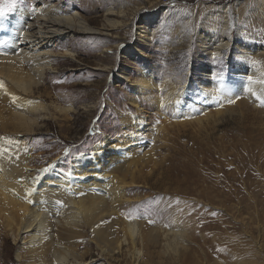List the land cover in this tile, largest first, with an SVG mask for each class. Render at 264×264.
<instances>
[{
	"label": "rangeland",
	"instance_id": "rangeland-1",
	"mask_svg": "<svg viewBox=\"0 0 264 264\" xmlns=\"http://www.w3.org/2000/svg\"><path fill=\"white\" fill-rule=\"evenodd\" d=\"M48 3L79 13L102 31L75 32L60 42L53 51L74 57L53 58L54 72L31 96L76 111H52L36 132L10 135L16 146L24 141L27 166L37 168L33 179L46 176L52 164L63 178L76 158L92 155L108 137H140L133 118L137 101L153 130L133 146L134 157L127 156L139 181L127 194L135 202L123 211L149 227L191 230L184 246L152 247L151 263L264 264V95L247 101L251 93L243 83L246 70L264 76V0H0L10 16L17 7L31 12ZM142 79L152 83L146 98L133 87ZM237 82L244 87L236 88ZM109 173L124 178L120 167ZM177 186L184 193L173 191ZM190 218L215 228L192 232ZM5 231L0 218V264H19L17 254L25 256L26 245ZM86 231L85 245L78 242L86 253L83 264H109ZM110 263L132 264L127 252Z\"/></svg>",
	"mask_w": 264,
	"mask_h": 264
},
{
	"label": "bare ground",
	"instance_id": "bare-ground-1",
	"mask_svg": "<svg viewBox=\"0 0 264 264\" xmlns=\"http://www.w3.org/2000/svg\"><path fill=\"white\" fill-rule=\"evenodd\" d=\"M0 9L4 13L0 16V104L5 106L0 105V134L7 135L0 136V218L14 242L23 240L26 245L24 247L27 254H17L19 264H83L86 253L79 252L82 245L78 242L86 240V230L93 234L92 241L99 257L109 264L110 260L117 259L124 252H127L132 264H153L152 247L161 242L168 250L173 246H182L189 227V230L182 225L175 230L149 227L142 220H128L125 210L123 211L124 205L135 202L127 194L138 186L139 181L137 172L130 166L135 161H129L127 156L132 155L133 158V146L143 144V136L153 130L148 112L137 101L133 104L137 108V114L133 118L140 137H134L132 141H123L121 138L112 140L108 137L95 148L92 155L76 158L71 171L63 178L56 173V167L52 164L47 168L46 176L33 179L37 168L27 166L24 141L18 142L16 146L10 135L36 132L41 121L46 118L45 115L52 114V111L63 114L76 111L73 106L47 105L31 99V96L43 84L46 76L54 72L53 58L74 57L68 50L61 54L53 51L55 47H59L60 42L72 37L75 32L99 34L102 30L91 27L79 13L69 15L53 3L44 6L37 4L31 12L17 7L13 16L9 15L5 7L0 6ZM225 45L227 44L223 46ZM219 49L221 48L217 47L216 50ZM138 51L141 55L144 54L141 49ZM125 79L128 83L131 82L130 77L125 76ZM243 83L251 93L245 97L247 101L252 99L255 102L259 96L264 95V76L260 70H246ZM133 85L139 95L145 97V92L151 88L152 83L142 79ZM242 87L244 86L239 82L236 83V88ZM254 95H257V99ZM246 100L243 102H247ZM234 101L241 106V102ZM9 105L11 108H6ZM85 107L88 110L92 106ZM206 117L208 120L211 116L207 114ZM196 120L197 118L194 121ZM203 120L198 119L197 122L201 124ZM160 128L162 126L158 129ZM121 150L126 151L125 155H116ZM122 159L125 164L117 166L118 162L123 163ZM153 159L152 155L147 160ZM157 162L154 161L155 166L158 165ZM118 167L126 179L110 175L109 169L116 170ZM173 189L182 193L185 191L179 186ZM170 191L171 188L165 190L168 193ZM189 220L192 232L201 226L212 228L213 222L205 223L194 218ZM180 254L178 252L179 256ZM186 255L184 252L183 256ZM48 257L51 258L50 262ZM238 261L241 264L243 260Z\"/></svg>",
	"mask_w": 264,
	"mask_h": 264
},
{
	"label": "snow or ice",
	"instance_id": "snow-or-ice-1",
	"mask_svg": "<svg viewBox=\"0 0 264 264\" xmlns=\"http://www.w3.org/2000/svg\"><path fill=\"white\" fill-rule=\"evenodd\" d=\"M4 13H3V9H0V16H2ZM232 101H229V103H231Z\"/></svg>",
	"mask_w": 264,
	"mask_h": 264
}]
</instances>
